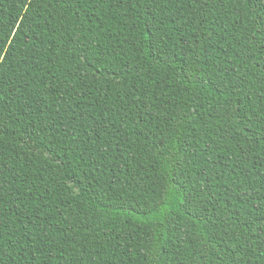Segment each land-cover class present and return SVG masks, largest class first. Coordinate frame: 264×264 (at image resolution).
I'll return each mask as SVG.
<instances>
[{
    "label": "trees",
    "instance_id": "obj_1",
    "mask_svg": "<svg viewBox=\"0 0 264 264\" xmlns=\"http://www.w3.org/2000/svg\"><path fill=\"white\" fill-rule=\"evenodd\" d=\"M0 264H264V0H0Z\"/></svg>",
    "mask_w": 264,
    "mask_h": 264
}]
</instances>
